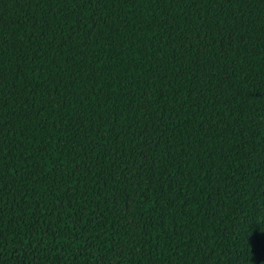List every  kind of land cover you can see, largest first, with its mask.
Instances as JSON below:
<instances>
[{
    "label": "trees",
    "instance_id": "obj_1",
    "mask_svg": "<svg viewBox=\"0 0 264 264\" xmlns=\"http://www.w3.org/2000/svg\"><path fill=\"white\" fill-rule=\"evenodd\" d=\"M0 264H264V0H0Z\"/></svg>",
    "mask_w": 264,
    "mask_h": 264
}]
</instances>
